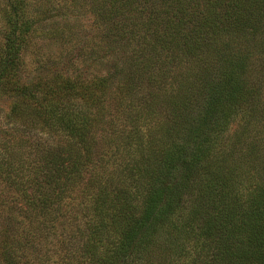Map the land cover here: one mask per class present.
I'll return each mask as SVG.
<instances>
[{
	"label": "trees",
	"instance_id": "trees-1",
	"mask_svg": "<svg viewBox=\"0 0 264 264\" xmlns=\"http://www.w3.org/2000/svg\"><path fill=\"white\" fill-rule=\"evenodd\" d=\"M48 1L0 0L3 264H264V0H91L124 61L28 81Z\"/></svg>",
	"mask_w": 264,
	"mask_h": 264
},
{
	"label": "rangeland",
	"instance_id": "rangeland-1",
	"mask_svg": "<svg viewBox=\"0 0 264 264\" xmlns=\"http://www.w3.org/2000/svg\"><path fill=\"white\" fill-rule=\"evenodd\" d=\"M48 2L44 7L47 11H42L43 16L36 22L23 55V74L28 81L49 79L58 72L72 77L80 76L82 80H98L109 75L116 64L124 61L122 51L117 48L119 43L114 40H119V36L108 33L106 25L96 22L97 12L89 4L91 0ZM12 103L10 98L0 99V137L14 134L3 121ZM6 217L0 212V264H3V243L7 240L5 236H8L5 234V228H9ZM68 238L69 234L65 233L57 240L67 241ZM57 240L43 246V251L35 258L30 256L27 264H87L76 251H73L77 254L75 257L70 251L67 252L70 245ZM24 252V248L19 250L22 256Z\"/></svg>",
	"mask_w": 264,
	"mask_h": 264
}]
</instances>
